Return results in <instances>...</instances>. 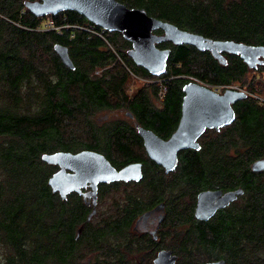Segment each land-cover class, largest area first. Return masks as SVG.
I'll return each mask as SVG.
<instances>
[{
	"label": "trees",
	"instance_id": "16d2710c",
	"mask_svg": "<svg viewBox=\"0 0 264 264\" xmlns=\"http://www.w3.org/2000/svg\"><path fill=\"white\" fill-rule=\"evenodd\" d=\"M26 1L35 0H0V264H153L165 241L136 234L132 225L161 200L169 203L168 228L179 227L176 264L217 259L264 264V172L252 171L264 157V104L256 98L241 102L237 119L222 137L205 142L200 151L183 152L172 177L148 162L149 175L135 192L115 190L125 196L114 212L97 221L96 215L88 220L90 209L77 194L65 200L53 193L48 179L56 167L41 158L88 149L117 157L114 162L121 166L146 157L129 127L102 126L97 116L129 106L156 124L154 100L160 89L154 80L161 77L168 95L165 112L171 113L160 116V125L170 131L180 90L190 77L212 85L248 84L262 97L264 86L247 82L252 70L238 56L225 68L209 51L167 41L157 44L171 49L166 72L153 76L130 58L131 43L120 32L107 31L104 39L78 28L101 30L72 10L37 17ZM118 1L212 40L264 45V0ZM154 33L163 34L160 29ZM56 45L68 48L73 68L56 53ZM130 72L149 82L131 92ZM119 185L103 184L102 198ZM237 187L245 193L232 206L208 222L194 219L198 191Z\"/></svg>",
	"mask_w": 264,
	"mask_h": 264
},
{
	"label": "water",
	"instance_id": "95a60500",
	"mask_svg": "<svg viewBox=\"0 0 264 264\" xmlns=\"http://www.w3.org/2000/svg\"><path fill=\"white\" fill-rule=\"evenodd\" d=\"M25 6L35 16L56 15L59 12L72 10L84 16L92 24L109 32H120L124 39L131 43L128 55L134 63L145 68L153 76H162L166 72L171 49H161L159 43L172 42L175 45H192L200 51H210L218 60L225 62L222 52L239 54L251 68L264 63V45H249L231 40H212L201 34L179 28L175 24L155 18L144 8L128 7L118 0H35L26 1ZM162 30L163 34L154 33ZM56 53L66 66L73 68L69 50L62 45L55 46ZM183 116L178 130L164 141L151 131L140 129L145 139L149 156L157 163L164 164L168 170L175 167L180 150L199 148L197 138L206 128L229 125L235 120L232 104L247 96L244 91L226 90L224 94L215 93L212 89L196 82H187L183 86ZM42 160L49 165H58L59 169L48 179L53 193H59L66 199L71 192H81L90 185L96 195L101 183L123 180H141L140 165L130 164L117 170L106 156L94 150L78 152L57 151L42 154ZM253 171L264 170V158L252 164ZM244 190L223 193L222 190H203L198 194L196 216L207 220L222 207L238 198ZM96 198V196H95ZM164 204L143 214L137 221L136 229L152 213L164 212ZM97 212L96 199L91 219ZM163 215L157 218V225ZM155 230H153V233ZM178 256L172 250L158 252L154 264H176ZM204 264H226L224 259Z\"/></svg>",
	"mask_w": 264,
	"mask_h": 264
},
{
	"label": "flooded vegetation",
	"instance_id": "af4514ba",
	"mask_svg": "<svg viewBox=\"0 0 264 264\" xmlns=\"http://www.w3.org/2000/svg\"><path fill=\"white\" fill-rule=\"evenodd\" d=\"M156 34H158V33H156ZM206 51H208V50H206ZM222 54L225 57V62H222L221 61V65L224 66L225 68H229V59L232 56H236V57L238 56L244 62V60L240 57L239 54H232V53H228V52H222ZM211 55H212V53H211ZM215 59H217V58H215ZM218 61H220V60H218ZM247 67L249 69H251L252 71H259V72H261V74L263 73L261 75V77L263 76L262 81L264 83V63L263 64H258L254 68H251L248 65H247ZM233 68L234 67H232V69ZM96 74L97 75H100L101 74V71H99V70L96 71ZM130 74H131V76H132V78H133L134 81H139L141 83L140 86H144L145 83L149 82L148 79L142 78V77H140V76H138V75H136V74H134L132 72H130ZM237 80H239V79H237ZM190 81H192V82L194 81V82L198 83V81H195L191 77L189 78V80L187 82H190ZM257 82H254V83L257 84ZM186 83H184L183 86ZM183 86H182V89H181V91H182L181 104L179 106H177V110L175 111V113H176V115H175V121H174V123H172L173 127H172V129L170 131H167V130L162 131L161 130L162 124L160 125V123L162 122V119H160L161 118L160 116H163L164 117V116L170 115V113H171L170 109H168V113L165 112L166 107L164 105V102H165V100H167L166 99L167 96H168L167 93H165L164 95H160L159 94L158 99H155L154 100V102L156 104L155 105V109L158 110V112H159L158 113L159 115L156 117V120H157L156 124L148 123L147 120H143V118H141L139 115L136 114L137 111L133 110V108H131L129 106L120 107L118 109H111V110H107L106 111V112H108L104 116V118L107 120L106 122L112 123V124L121 123V124L125 125L126 127H129L135 134L138 135V138L140 139L141 143L144 146V149H145V152H146V157H133L135 160L128 161L127 163H125V164H123V165L120 166V165H117V163L114 162L115 160H117V157H115V156L114 157H107L104 154L106 156V158L110 161V163L117 170H121L122 168H124V167H126V166H128L130 164H138V165H140L141 172H142V178H141V180H138V181H136V180H129V181L118 180V181H113V182H109V183H101L98 186V190H97L96 195H94L92 193V187L90 185H87L86 187H83L82 190H81V192H71V193H69L68 196H70L72 194H77V196H79L83 200V202L86 204V206L90 209L89 214H88V217H89V215L92 213V211L94 209V200L95 199H96V209H97L96 214L98 213V210L100 209V207L103 204L104 197L102 198V196H101V187H102L103 184H116V183L119 184L120 183L119 187L113 188V190L111 191V193L109 194V197H108L109 202H106L107 205H108V209H111V212H114V209L116 208L117 202L120 201L121 196L122 197L125 196L123 194L117 196V194H116L117 192L115 190H119L121 192L123 190H130L131 193L135 192L134 190L137 188V186L140 185L145 180V178L147 177V174L149 175V172L147 170V167H148L147 166V163L148 162H150V163L152 162L153 163L152 166L156 167L157 171H161L160 173H163L164 175H166L168 177H172L175 174V172H177V170L180 167V162H181L180 155L183 152H185L187 150H190V149L191 150L200 151L201 150V147L203 146V144H205V142H208V141H211V140H214V139H218V138L222 137L225 134V131H226L227 127L229 125H231L232 123L229 124V125L221 126L220 128H216V127L206 128L204 130V132L201 133L199 135V137L197 138V143L199 144V148L198 149H196V148H188V149L180 150L179 153H178L177 161L175 163V167L173 169H170V170H168L164 164L157 163L155 160H153L149 156V154H148V152L146 150V147H145V139L140 134V129L142 128L144 130L151 131L153 134H155L160 139H162L164 141H168L173 136V134L178 130V128L180 126V123H181V120H182V116H183V106H182V104H183V98L185 96V92L183 91ZM248 86L246 87V89L248 88ZM257 86H263V85H260V83H259V84H257ZM137 88H135V90ZM131 92H134V90H132ZM244 92L247 93V96L232 104V107H233V109L235 111V120L237 119L238 109L240 107L241 102L246 101V100H251L252 98H256V99L259 100L260 103H263L264 104V98H262L260 96L254 95L252 92H250L249 89H247ZM215 93H217V92H215ZM224 93L225 92H223V93H217V94L222 95ZM97 119H99V118H97ZM100 120L101 119H99V121ZM235 120L233 122H235ZM167 121L168 122H166V124H169L170 122H172L170 118L167 119ZM156 125L159 126V127H157V129L154 128V127H156ZM134 133H133V135H134ZM263 158L264 157L259 158V159H263ZM259 159H257V160H259ZM53 166L56 167V169L54 171V172H56L59 169V166L58 165H53ZM253 172L259 173V172H264V170H262V171H253ZM121 185H124V186H121ZM239 188L243 189V187H237L235 189L207 188V189H204V190H222L223 193H226L228 191L237 190ZM139 189L141 190V188H139ZM201 191H203V190L198 191L197 194H196V196H195L194 203H193V212L192 213H193V217H194L195 220L202 221V222H208V221L212 220L218 214V212H220L221 210L227 209L230 206H232L245 193V190H244V193L241 194V195H238V198L236 200L232 201L230 204H228L225 207L219 208L215 212V214H213V216H211L209 219L203 220V219H200V218H198L196 216V209H197V205H198V194ZM68 196H67V198H68ZM95 196H96V198H95ZM162 203L165 205L164 206V212L152 213L151 215H149L147 217L148 218V221L147 222H146V220L143 221L140 224L139 229H136L137 221L139 220V218L143 214L154 210L158 205H160ZM169 213H170V210H169V203H168V201L167 200L157 201L156 203H154L153 205H151L150 207H148V209L143 210L141 213H139L135 217L134 222H133V225H132V231L135 232L136 234H139V235H148V236H151L155 241H159V242L160 241H163V240L166 241L169 238H175V239H177V237H178V234L177 233L179 231V227H178V225L173 224L172 227L168 228L169 225H170L169 224ZM161 214L163 215V218H162L161 222L157 225V218ZM91 219H88V220H91ZM82 229H83V227H81L79 229L78 236L80 235ZM153 230H155L154 233H153ZM174 244L175 243H172L170 245H166V243H165V246H160V249L156 252L155 257L157 256V254H158L159 251H161L163 249H167V250H172L173 254H176L178 256V258H179V254L176 253L175 252V249L173 248ZM155 257H154V259H155ZM154 259H153V264H154ZM217 260H220V259H217ZM217 260H213V261H217ZM177 262H178V260H177ZM208 262H212V261H208ZM204 263H207V262H204ZM204 263H201V264H204Z\"/></svg>",
	"mask_w": 264,
	"mask_h": 264
},
{
	"label": "rangeland",
	"instance_id": "374dc122",
	"mask_svg": "<svg viewBox=\"0 0 264 264\" xmlns=\"http://www.w3.org/2000/svg\"><path fill=\"white\" fill-rule=\"evenodd\" d=\"M249 74L247 75V82H257V84H259L260 83V85H263L264 86V83H263V81H262V79H263V76L261 77V75L263 74H261V72H259V71H250V72H248ZM261 77V78H260ZM159 79V78H158ZM154 82H156V83H158L156 80L154 81ZM141 85V83L139 82V81H134L133 79L131 80V87H130V90L132 91V90H134L135 88H137V87H139ZM234 85H236L237 87H241L242 88V90H239V91H246L247 89H249V86L247 85V84H245V85H243V84H241V83H235ZM248 86V88L246 89V87ZM238 91V90H237ZM257 96V95H256ZM262 98H264V95H262ZM108 112H101L98 116H97V118H99V119H101L100 121H99V119H97V122H99L100 123V125H102V126H107L108 124V122H106L107 120L104 118V116L107 114ZM117 194V196H119L120 195V193H116ZM108 197H109V195L104 199V201H103V204H102V206L100 207V209L98 210V213L96 214V217H95V220L97 221L98 219H101L105 214H110L111 213V209H108V205H107V203L106 202H109V199H108ZM175 238H169V239H167L166 241H165V243H166V245H170V244H172V243H175ZM1 258V257H0Z\"/></svg>",
	"mask_w": 264,
	"mask_h": 264
},
{
	"label": "built area",
	"instance_id": "2783aa9c",
	"mask_svg": "<svg viewBox=\"0 0 264 264\" xmlns=\"http://www.w3.org/2000/svg\"><path fill=\"white\" fill-rule=\"evenodd\" d=\"M95 26V25H94ZM78 28H82L86 31H89L91 33H94V34H97L98 36L106 39V33H107V30H105L104 28H101L99 27L101 30H97V29H94V27H83V26H76ZM119 61H122V59L119 57L118 58ZM123 63V61H122ZM195 81H198V83H200L201 85L203 86H206L210 89H213L215 92L217 93H223L225 92L226 90H242L241 87H237L236 85L234 84H227V85H212L208 82H205V81H201L199 79H194ZM155 81V80H154ZM159 84V89H160V92L159 94L160 95H164L166 92H167V87L166 85L164 84V78H159L156 80Z\"/></svg>",
	"mask_w": 264,
	"mask_h": 264
},
{
	"label": "bare ground",
	"instance_id": "6f19581e",
	"mask_svg": "<svg viewBox=\"0 0 264 264\" xmlns=\"http://www.w3.org/2000/svg\"><path fill=\"white\" fill-rule=\"evenodd\" d=\"M168 71V70H167ZM143 78V77H142ZM176 79V78H175ZM194 82V81H193ZM157 87V86H156ZM172 90V89H171ZM181 91V90H180ZM239 91V90H238ZM154 97V96H153ZM220 128V127H219ZM224 129V128H223ZM231 129V128H230ZM240 146V145H239ZM237 147V146H236Z\"/></svg>",
	"mask_w": 264,
	"mask_h": 264
}]
</instances>
